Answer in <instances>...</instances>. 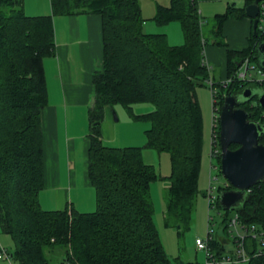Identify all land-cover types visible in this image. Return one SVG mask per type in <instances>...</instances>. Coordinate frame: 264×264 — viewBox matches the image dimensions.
Here are the masks:
<instances>
[{"label": "trees", "instance_id": "1", "mask_svg": "<svg viewBox=\"0 0 264 264\" xmlns=\"http://www.w3.org/2000/svg\"><path fill=\"white\" fill-rule=\"evenodd\" d=\"M251 1L241 7L230 3L216 14L215 32H220L227 18L247 16L244 7ZM50 3V15L28 16L22 0H0V229L14 241L10 255L19 264H184L171 261L161 245L149 194L150 183L161 176L144 160L142 150L168 154L170 172L162 177L169 183L167 213L189 227L203 146L196 86L210 78V69L202 63L205 39L197 0H170L167 6L158 3L150 17L157 25L179 22L184 35L180 45H170L164 33L144 30L138 0ZM79 12L99 14L103 33V67L92 75L88 107L87 175L95 190L96 208L86 213L69 208L44 210L38 199L43 186L40 110L46 104L42 59L53 53L52 16ZM261 41L264 22L259 20L249 45L228 51V77L245 57L260 68L256 46ZM248 84L263 87L264 81L217 84L212 95L215 114L226 93ZM141 102L152 104L153 109L133 115L131 106ZM106 105H122L133 117L149 121L143 146L103 143L100 125ZM240 106L264 123V109L255 96ZM218 130L217 121L219 146ZM260 141L264 142V136ZM215 158L219 166L220 155ZM230 187H218V192ZM214 205L220 208L217 197ZM233 211L245 230L254 225L258 236H245L248 260L242 264H264V181L251 186ZM228 221L227 216L220 220L222 236L208 232V245L216 258L231 252L226 248L228 240L233 245ZM57 248L60 256L53 261L48 255Z\"/></svg>", "mask_w": 264, "mask_h": 264}, {"label": "crops", "instance_id": "2", "mask_svg": "<svg viewBox=\"0 0 264 264\" xmlns=\"http://www.w3.org/2000/svg\"><path fill=\"white\" fill-rule=\"evenodd\" d=\"M169 2L170 0H165L162 5L167 6ZM245 2L246 0L243 5ZM230 3H234L236 7L243 6L235 2H227L223 11L216 14L223 13ZM22 10L28 16L52 13L50 0H22ZM175 22L177 21L160 25L159 29L158 27L146 29L144 23L143 28L149 33H164L170 45H180L184 42L181 26V35L173 41L169 40V33H173L178 28ZM52 28L53 53L42 59L46 104L40 110L43 186L39 191L38 199L44 210L69 208L71 211L86 213L96 208L95 190L87 175L90 145L88 107L93 92L92 75L103 67L102 21L99 14L92 12L54 14ZM214 34L218 38H211L210 44L205 40L202 63L209 67L210 79L215 86L213 89L217 90V84L223 85L228 77V51H241L249 45L252 19L248 16L238 19L229 17L222 22L220 32ZM203 38L205 39V36ZM214 64L221 66L217 75L213 73ZM204 83L208 84L204 81L199 85L202 86ZM210 88L212 90L211 86ZM213 100L212 97L211 135L215 113ZM131 108L134 111L133 115H142L151 111L153 106L148 102H141L133 104ZM200 108L204 127L201 105ZM115 114L116 118L113 116ZM148 127L149 121L133 117L124 106L106 105L104 119L100 125L101 139L106 145L114 147L143 146ZM152 150L154 149L143 148L145 161L149 152L151 154L157 152ZM208 161V185L211 186V171H219V166L216 158L210 156V151ZM205 168L206 162L205 160L202 162L201 157L202 177L200 178L199 172L198 184L200 180L205 183ZM215 177L217 178L216 175ZM165 180L163 187L168 188V180ZM203 195L206 196L209 208L207 191ZM1 248L6 249L10 254L14 248V241L12 242L9 235L0 229ZM0 264L19 263L11 256L10 260L0 258Z\"/></svg>", "mask_w": 264, "mask_h": 264}, {"label": "rangeland", "instance_id": "3", "mask_svg": "<svg viewBox=\"0 0 264 264\" xmlns=\"http://www.w3.org/2000/svg\"><path fill=\"white\" fill-rule=\"evenodd\" d=\"M138 1L142 7V15L145 18L144 23H146L147 26H145L146 29H151V27H158L157 29H159L160 25H157L152 19L149 18L150 16H153L156 10V5L158 3L162 5L165 0ZM227 2H235L237 5H243L244 0H197L199 13L202 17V33L205 36L206 42L209 44L212 42L210 41L211 38H218L214 34L215 20L213 16L217 12H222L223 7ZM171 25L172 23L169 27H171ZM175 25H177L178 28L176 31H173V33H169L170 41H173L175 38L181 35L179 22H175ZM253 64L256 66V64L252 61L251 65ZM212 69L213 73L216 74L218 73V71H220L221 66L218 64H214L212 66ZM258 69V66H256L254 69H250L252 77L255 79L260 78ZM196 91L197 100H199L198 102L203 109L204 127L202 162L205 160L206 168L205 183H203V180H200L198 184V192L196 195L194 210L192 212L191 223L189 227L181 222H178V220L172 214L167 213V186L163 187V182L165 179L162 177L167 176L170 172L168 154L165 152L158 154L157 152L152 150L154 152L152 154L151 152H149L150 154L148 153V155L145 157L146 161L150 162V164L155 167L156 171L161 176V178H158V180L156 179L152 181L149 186V194L153 204L154 226L160 238L161 245L171 261H177L180 263L182 262L184 264H204L205 253L203 250L197 248L195 239L197 237L205 238L208 230H210L214 236L217 233L222 236V232L220 230L221 218H223L224 216L231 218L235 214L233 210L224 211L221 208H218L216 205L208 208L206 196L203 195V193L207 191V188L209 186L207 172L209 167V151H211L210 114L212 112V91L207 83H204V85L202 86H196ZM131 112L132 114L134 113L132 108ZM113 116L114 118H116V114ZM214 175L217 176L216 179L214 178ZM201 177L202 169L200 172V178ZM225 182L226 179L220 174V171H211V186L214 187L213 192L216 196L218 195V187L224 186ZM8 235L13 242L11 235ZM226 248H232V243L230 240H228ZM58 250L59 248L50 253L48 257H51L53 261L55 260V258H59L60 255ZM223 264H242V262H229Z\"/></svg>", "mask_w": 264, "mask_h": 264}, {"label": "water", "instance_id": "4", "mask_svg": "<svg viewBox=\"0 0 264 264\" xmlns=\"http://www.w3.org/2000/svg\"><path fill=\"white\" fill-rule=\"evenodd\" d=\"M264 0H252L245 7V14L252 19V33L255 35L259 22V4ZM258 64L264 70V41L257 44ZM242 59L239 60L238 66ZM256 97L264 109V86L246 85L235 92H228L218 113L220 174L226 179L228 189L218 192L217 201L221 209L235 210L244 201L247 190L264 181V123L252 117V113L240 106ZM237 144L236 148H230Z\"/></svg>", "mask_w": 264, "mask_h": 264}, {"label": "built area", "instance_id": "5", "mask_svg": "<svg viewBox=\"0 0 264 264\" xmlns=\"http://www.w3.org/2000/svg\"><path fill=\"white\" fill-rule=\"evenodd\" d=\"M258 14H259L258 17L261 23H263L264 22V1H261L259 4ZM255 67L256 66L254 64L251 65L249 58L245 57L244 59H242L234 75L231 77H228L223 83V86H226L227 84L231 83V81L233 80H242V81H249V82L264 81V70L260 68L258 69L260 78L255 79L252 77V73L250 69H254ZM206 81L212 87L211 91H212V95H214L216 93V90L213 89L212 80L209 78ZM217 121H218V114L214 113V119H213V124H212V135H211V148H210L211 150L210 153L212 157H216L218 154H220L219 146L217 145V142H215ZM226 185H228L227 181L225 182L224 186ZM213 191H214V187L209 186V188L207 189V198H208L210 207L214 206V203L217 197ZM228 231L230 233V237L233 238L232 250L231 252L223 255L220 258L214 257L208 245V242L211 239V235H209L208 232L212 233L210 230H208L205 238L197 237L195 239V244L197 248L203 250L205 253V263L204 264H223V263H229V262H245L248 260V255L244 247V239H245V236H247L248 234L251 235L253 238L258 237L257 232H255L256 231L255 226L251 225L248 230L247 229L245 230V227H243L242 223L239 222L238 215L235 213L233 217L229 218ZM257 253L261 254L260 251H258ZM0 258L10 260L11 255L6 251V249L1 248Z\"/></svg>", "mask_w": 264, "mask_h": 264}]
</instances>
